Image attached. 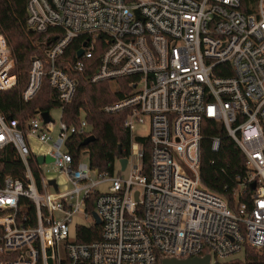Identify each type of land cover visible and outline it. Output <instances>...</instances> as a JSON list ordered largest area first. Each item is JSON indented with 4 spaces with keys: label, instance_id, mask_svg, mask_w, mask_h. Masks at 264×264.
<instances>
[{
    "label": "built area",
    "instance_id": "2783aa9c",
    "mask_svg": "<svg viewBox=\"0 0 264 264\" xmlns=\"http://www.w3.org/2000/svg\"><path fill=\"white\" fill-rule=\"evenodd\" d=\"M26 12L29 30L56 28L59 36L30 58L20 100H31L45 78L62 109L75 73L89 71L91 83L129 78V92L103 110L125 111L130 170L127 178L108 175L81 157L72 165L67 139L90 131L82 116L67 124L49 114L45 122L36 111L20 123L0 114V149L13 145L24 165L20 178L0 182V264H158L205 255L209 264H235L247 248L264 249V0H27ZM78 38L70 75L57 60ZM14 63L0 30V90L16 85ZM207 119L223 125L244 157L245 198L234 209L200 181ZM30 155L52 157L63 190L41 164L38 185ZM80 211L87 222L73 221ZM91 224L100 226L98 238L77 242Z\"/></svg>",
    "mask_w": 264,
    "mask_h": 264
},
{
    "label": "trees",
    "instance_id": "16d2710c",
    "mask_svg": "<svg viewBox=\"0 0 264 264\" xmlns=\"http://www.w3.org/2000/svg\"><path fill=\"white\" fill-rule=\"evenodd\" d=\"M26 2L27 0H0V30L12 50L15 61L13 72L17 74L14 87L0 90V114L6 119L16 118L20 123L36 111L49 112L52 108L61 106L55 90L45 78L40 90L31 100H20V92L27 81L30 58L42 56L48 42L59 36L53 34L59 31L56 28L37 33L26 27ZM80 42L81 38L73 41L57 60V65L68 70L70 75L72 71L67 66L76 59L75 50ZM87 72L74 74L77 78L76 90L71 101L61 109V119L67 124H77L82 116L90 126L89 135H94V139L82 145L86 136L73 133L67 139L66 147L72 154L73 166L82 153L86 152L91 167L112 175L116 160L128 155L130 136L123 126L125 111L105 112L103 107L129 92V78L91 83L87 79ZM202 126L200 181L208 190L223 197L228 206L234 209L245 198L240 194V185L247 172L243 154L220 122L207 119ZM214 136L219 138L217 150L211 147ZM29 165L39 185L41 169L34 155H30ZM23 168L13 145L0 149V182L7 175L20 178ZM99 229L100 226L96 224L81 226L76 241L88 242L98 238ZM235 264H264V249L256 251L247 248L244 260H238Z\"/></svg>",
    "mask_w": 264,
    "mask_h": 264
},
{
    "label": "rangeland",
    "instance_id": "374dc122",
    "mask_svg": "<svg viewBox=\"0 0 264 264\" xmlns=\"http://www.w3.org/2000/svg\"><path fill=\"white\" fill-rule=\"evenodd\" d=\"M49 114L51 116L52 119H54L55 122H58L60 119V114H61V109L58 107H54L49 111ZM138 130H142L141 128H138ZM82 160L87 161V155H82L81 156ZM42 169H43V173L45 174V176H53L57 179V183L59 185L60 190H63L65 187V183L64 178L61 176L63 174H61L59 171H57L54 166L53 163H43L41 164ZM129 170L130 168L127 167L125 169H120V165L118 163V161L116 160L115 164H114V173L120 175L123 178H127L129 176ZM66 187H68V185H66ZM98 188L100 189V191H105L106 190V185H99ZM73 221L74 222H78L82 221V222H87V220L84 219L83 217V213L80 212H76L74 217H73ZM74 233H75V225H72L70 228V238H74ZM213 264V263H212Z\"/></svg>",
    "mask_w": 264,
    "mask_h": 264
},
{
    "label": "water",
    "instance_id": "95a60500",
    "mask_svg": "<svg viewBox=\"0 0 264 264\" xmlns=\"http://www.w3.org/2000/svg\"><path fill=\"white\" fill-rule=\"evenodd\" d=\"M84 45H85V43H83V46ZM82 51H83V48H79L76 52V55L80 56L82 54ZM41 115H42L45 122H48L50 120V116H49L48 111H42ZM93 139H94V135H92V134L88 135L87 137H85L83 139L82 145L87 144L88 142L92 141ZM36 159H37L38 164L52 162V157H50L49 155H45V156L37 155ZM126 161L127 160L125 157H121L118 159V163L120 164L121 169H124V167L126 165ZM50 182L52 184H54L53 180H51ZM93 216L95 218V223L96 224L100 223L99 218L95 212L93 213ZM158 264H209V256L205 255L203 257L162 258V259H160Z\"/></svg>",
    "mask_w": 264,
    "mask_h": 264
}]
</instances>
